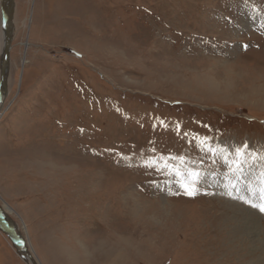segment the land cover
Returning a JSON list of instances; mask_svg holds the SVG:
<instances>
[{
    "label": "rangeland",
    "instance_id": "1",
    "mask_svg": "<svg viewBox=\"0 0 264 264\" xmlns=\"http://www.w3.org/2000/svg\"><path fill=\"white\" fill-rule=\"evenodd\" d=\"M13 7L0 207L39 262L264 264V0ZM0 264H30L1 228Z\"/></svg>",
    "mask_w": 264,
    "mask_h": 264
},
{
    "label": "snow or ice",
    "instance_id": "2",
    "mask_svg": "<svg viewBox=\"0 0 264 264\" xmlns=\"http://www.w3.org/2000/svg\"><path fill=\"white\" fill-rule=\"evenodd\" d=\"M208 137H204L200 144L202 146L207 147V151L213 152L215 151L213 148L207 145ZM247 154V145H244L243 148L236 149V156L231 161L229 167L234 171H241L243 169L244 161L240 160L239 157L241 155ZM264 158V157H262ZM171 160H179L182 163L185 162V157H160L159 160L152 159L145 162V166L149 168H156L157 170H161V164H163V170H167L170 175H174L176 177V182L180 185L181 188L184 189L186 195L193 196L198 191L197 184L200 179V172L197 169L188 168L186 163L183 169L177 167L175 164L169 163ZM227 162V161H226ZM260 180L264 182V169L260 171ZM261 192L264 193V188L261 189ZM264 198V197H262ZM255 207H259L260 211L264 212V203L260 205H254Z\"/></svg>",
    "mask_w": 264,
    "mask_h": 264
},
{
    "label": "water",
    "instance_id": "3",
    "mask_svg": "<svg viewBox=\"0 0 264 264\" xmlns=\"http://www.w3.org/2000/svg\"><path fill=\"white\" fill-rule=\"evenodd\" d=\"M14 0H9L8 7H5L4 1L1 2L2 12V27L6 32L5 50L3 53L1 65H0V103L3 99L4 90L6 87V69L9 65V50L11 45V21H12V10ZM0 228L8 236L14 245L22 244L25 247L26 253L33 264H38L37 260L31 254L26 244L25 238L21 236L17 231L16 227L12 225V222L8 216H6L0 210Z\"/></svg>",
    "mask_w": 264,
    "mask_h": 264
},
{
    "label": "bare ground",
    "instance_id": "4",
    "mask_svg": "<svg viewBox=\"0 0 264 264\" xmlns=\"http://www.w3.org/2000/svg\"><path fill=\"white\" fill-rule=\"evenodd\" d=\"M3 1H4V5H5V7H8L9 0H3ZM13 5H14V3H13ZM13 8H14V7H13ZM11 16H13V10H12ZM11 36H12V38H13V19H12V21H11ZM12 38H11V42H12ZM5 42H6V32H5V30L3 29V27H2V34H1V38H0V50H1V52H0V62L2 61L3 53H4V50H5ZM10 48H11V45H10ZM9 53H10V50H9ZM0 65H1V63H0ZM9 68H10V67H9V65H8V67H7V69H6V86H7V76H8V74H9V70H10ZM8 94H9V89H8V87H5L4 94H3V99H2V101H1V103H0V112H1V108L3 107L4 102H5V100H6L7 96H8ZM0 210H1L6 216H8L7 213L11 211L10 208H7V207L5 208V210H3V209L0 207ZM12 225L14 226L13 223H12ZM14 227H15V226H14ZM26 244H27L28 249H29V251L31 252V254H32V255L34 256V258L37 260V263H38V264H41V263L39 262L38 258H36V255H34V253L32 252V250H30L29 245H28L27 242H26ZM15 247L19 249V252H20V254H21V257H22L26 262H28V263H30V264H33V263L31 262V260L29 259L27 253H26L25 247H24L22 244L15 245Z\"/></svg>",
    "mask_w": 264,
    "mask_h": 264
}]
</instances>
